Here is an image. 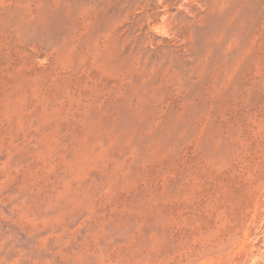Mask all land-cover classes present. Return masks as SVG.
<instances>
[{
    "label": "rangeland",
    "instance_id": "374dc122",
    "mask_svg": "<svg viewBox=\"0 0 264 264\" xmlns=\"http://www.w3.org/2000/svg\"><path fill=\"white\" fill-rule=\"evenodd\" d=\"M232 263L264 264V0H0V264Z\"/></svg>",
    "mask_w": 264,
    "mask_h": 264
},
{
    "label": "bare ground",
    "instance_id": "6f19581e",
    "mask_svg": "<svg viewBox=\"0 0 264 264\" xmlns=\"http://www.w3.org/2000/svg\"><path fill=\"white\" fill-rule=\"evenodd\" d=\"M250 249H251V248H250ZM248 257H249V256H248ZM250 257H253V255H252V256L250 255ZM243 258H244V257H243ZM250 259H251V258H250ZM241 260H243V259H241ZM247 260H248V259H247ZM245 262H246V261H245ZM245 262H244V263H245ZM232 264H233V263H232Z\"/></svg>",
    "mask_w": 264,
    "mask_h": 264
}]
</instances>
